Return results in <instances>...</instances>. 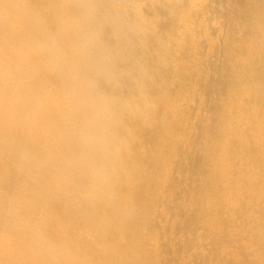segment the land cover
<instances>
[{"label": "bare ground", "instance_id": "obj_1", "mask_svg": "<svg viewBox=\"0 0 264 264\" xmlns=\"http://www.w3.org/2000/svg\"><path fill=\"white\" fill-rule=\"evenodd\" d=\"M0 264H264V0H0Z\"/></svg>", "mask_w": 264, "mask_h": 264}, {"label": "rangeland", "instance_id": "obj_2", "mask_svg": "<svg viewBox=\"0 0 264 264\" xmlns=\"http://www.w3.org/2000/svg\"><path fill=\"white\" fill-rule=\"evenodd\" d=\"M217 25H212V33L213 34H215V36H217V30H218V28L216 27ZM215 31V32H214ZM215 39V38H214ZM218 60V59H217ZM211 99V98H210ZM210 99H207L206 100V102H207V104L208 105H210L211 104V101H209ZM200 100V99H199ZM191 107V108H190ZM193 110V111H192ZM186 111L189 113V114H191V115H200L201 117H202V120H203V122H204V124H206V121H207V115H206V113L205 112H198L197 111V109H196V106H195V104L194 103H190L189 102V104L187 105V108H186ZM192 111V112H191ZM205 116V117H204ZM224 121H226V122H233V123H239L240 121H241V117L238 119L237 118V116L235 117V116H233L232 117V115L230 114H228L225 118H224ZM223 130L221 129H219V128H216V132L217 133H219V134H221V133H223L222 132ZM213 155H212V160H210L209 161V163H210V166H212V167H215V168H221L222 167V164H223V152H221V150H219V147L218 146H216V147H214L213 149ZM200 155V154H199ZM199 158V157H198ZM176 240H178L177 238H172L171 240H169L168 242H167V244H168V247L169 248H171L172 247V245H173V243H176V242H178V241H176Z\"/></svg>", "mask_w": 264, "mask_h": 264}]
</instances>
